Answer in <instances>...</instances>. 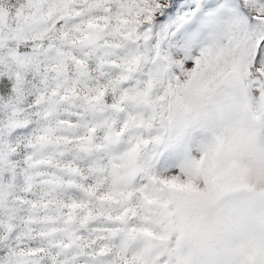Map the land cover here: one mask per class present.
Wrapping results in <instances>:
<instances>
[{
	"label": "snow or ice",
	"instance_id": "obj_1",
	"mask_svg": "<svg viewBox=\"0 0 264 264\" xmlns=\"http://www.w3.org/2000/svg\"><path fill=\"white\" fill-rule=\"evenodd\" d=\"M0 264H264V0H0Z\"/></svg>",
	"mask_w": 264,
	"mask_h": 264
}]
</instances>
